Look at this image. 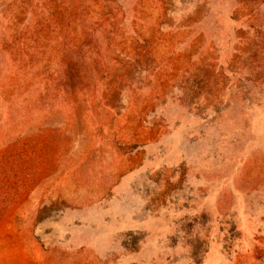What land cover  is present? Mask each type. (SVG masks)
<instances>
[{
  "label": "rangeland",
  "instance_id": "1",
  "mask_svg": "<svg viewBox=\"0 0 264 264\" xmlns=\"http://www.w3.org/2000/svg\"><path fill=\"white\" fill-rule=\"evenodd\" d=\"M0 264H264V0H0Z\"/></svg>",
  "mask_w": 264,
  "mask_h": 264
}]
</instances>
